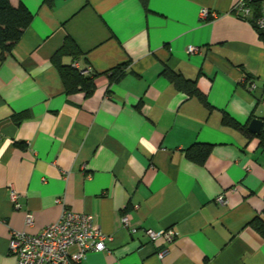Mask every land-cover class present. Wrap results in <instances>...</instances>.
Here are the masks:
<instances>
[{
  "label": "crops",
  "instance_id": "0c3cea01",
  "mask_svg": "<svg viewBox=\"0 0 264 264\" xmlns=\"http://www.w3.org/2000/svg\"><path fill=\"white\" fill-rule=\"evenodd\" d=\"M238 1L11 0L33 18L0 50V264H17L12 230L38 233L66 207L112 237L82 264H264V42ZM67 38L81 55L63 62L98 72L90 96L68 93L52 61ZM196 143L214 145L205 163L187 154ZM169 228L172 242L144 234Z\"/></svg>",
  "mask_w": 264,
  "mask_h": 264
},
{
  "label": "built area",
  "instance_id": "2783aa9c",
  "mask_svg": "<svg viewBox=\"0 0 264 264\" xmlns=\"http://www.w3.org/2000/svg\"><path fill=\"white\" fill-rule=\"evenodd\" d=\"M259 13L256 16V8ZM233 12L240 17L252 18L254 26L259 31H264V0H239ZM202 18L216 16L208 8H202L200 13ZM197 46H189L188 52H197ZM75 66H78L76 63ZM10 198L16 207H21L19 198L20 192L10 188ZM58 201H61L60 198ZM218 201L226 203L223 195L218 197ZM34 218L31 213L27 214V223L33 224ZM123 226L135 232L136 227L132 226L130 215L125 213L122 217ZM151 241L164 237L168 242H172L177 232L172 229L155 231L145 230L144 233ZM112 237L105 234L94 222L92 215L75 212L71 208H64L59 220L46 226L38 233L12 230L10 237V253L16 256L17 264H82L89 252L106 250L107 242ZM75 248V251H72ZM168 251L165 247L158 252L163 257Z\"/></svg>",
  "mask_w": 264,
  "mask_h": 264
},
{
  "label": "trees",
  "instance_id": "16d2710c",
  "mask_svg": "<svg viewBox=\"0 0 264 264\" xmlns=\"http://www.w3.org/2000/svg\"><path fill=\"white\" fill-rule=\"evenodd\" d=\"M259 13V8H256L255 15ZM33 18L32 12L24 3L14 6L11 0H0V50L1 59L4 60L6 56L13 52L16 43L21 39L24 31L28 28ZM253 22V19L250 18ZM260 38L264 42V31H259ZM73 55L78 57L81 55V50L73 39L67 38L58 51L52 57V61L58 67L61 77L64 81L66 91L74 93L76 91H83L86 96L93 94L96 88V77L98 72L88 69L78 68L75 64H65L63 57L65 55ZM125 71L119 67L113 71V79L118 80L123 77ZM166 74L172 79L179 89H183L190 94L202 93L197 87L196 81L189 80L173 71H166ZM231 122L239 125L236 121L229 118ZM264 144V131L260 134ZM214 145L212 143H196L187 148L189 157L198 163H205L212 153ZM259 229L264 233V223L260 221Z\"/></svg>",
  "mask_w": 264,
  "mask_h": 264
},
{
  "label": "water",
  "instance_id": "95a60500",
  "mask_svg": "<svg viewBox=\"0 0 264 264\" xmlns=\"http://www.w3.org/2000/svg\"><path fill=\"white\" fill-rule=\"evenodd\" d=\"M248 129L255 134H260L262 131V120L253 118L249 124Z\"/></svg>",
  "mask_w": 264,
  "mask_h": 264
}]
</instances>
